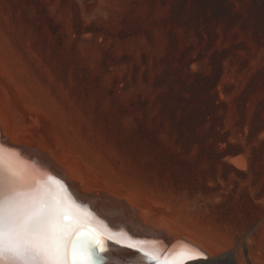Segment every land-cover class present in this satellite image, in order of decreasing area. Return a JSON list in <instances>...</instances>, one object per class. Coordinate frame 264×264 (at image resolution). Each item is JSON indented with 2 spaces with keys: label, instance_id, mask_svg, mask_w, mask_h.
<instances>
[{
  "label": "rangeland",
  "instance_id": "rangeland-1",
  "mask_svg": "<svg viewBox=\"0 0 264 264\" xmlns=\"http://www.w3.org/2000/svg\"><path fill=\"white\" fill-rule=\"evenodd\" d=\"M176 1L192 6L0 0V117L85 188L199 242L206 264H243L238 247L264 248V0H230L228 26L176 23ZM214 53L224 104L180 137L177 97L214 100L188 77L209 75Z\"/></svg>",
  "mask_w": 264,
  "mask_h": 264
},
{
  "label": "snow or ice",
  "instance_id": "snow-or-ice-1",
  "mask_svg": "<svg viewBox=\"0 0 264 264\" xmlns=\"http://www.w3.org/2000/svg\"><path fill=\"white\" fill-rule=\"evenodd\" d=\"M5 143H0V264H101L96 249L104 251L102 225L89 206L77 207L78 197L55 174L26 185L6 162ZM198 257L206 264V254L186 246L171 258L183 264V259ZM144 259L164 264L147 252Z\"/></svg>",
  "mask_w": 264,
  "mask_h": 264
},
{
  "label": "bare ground",
  "instance_id": "bare-ground-1",
  "mask_svg": "<svg viewBox=\"0 0 264 264\" xmlns=\"http://www.w3.org/2000/svg\"><path fill=\"white\" fill-rule=\"evenodd\" d=\"M0 117V143H5V160L11 163L22 177L26 185L34 184L39 180H47L50 174L70 187L74 196L78 197L76 206L87 204L88 211L94 221L101 227V234L112 241L158 256L164 264H174L172 255L187 248L199 250L210 258V251L196 240L182 235L180 232L165 224L156 221L138 210L128 200L100 189L85 188L83 180L68 168L63 166L45 149L37 146H27L12 138ZM45 147V146H44ZM9 148L16 149L9 152ZM49 148V147H48ZM72 169V168H71ZM102 239V237H101ZM167 257V259H165ZM97 259L101 264H147L144 256L132 251L115 250L107 252ZM253 259V258H252ZM203 264L204 258L183 259V264ZM231 264V263H230Z\"/></svg>",
  "mask_w": 264,
  "mask_h": 264
},
{
  "label": "trees",
  "instance_id": "trees-1",
  "mask_svg": "<svg viewBox=\"0 0 264 264\" xmlns=\"http://www.w3.org/2000/svg\"><path fill=\"white\" fill-rule=\"evenodd\" d=\"M258 1V0H253ZM192 4L191 8L187 7L186 4L180 2L172 4L171 18L173 21L179 24H184L189 26L195 22V25L200 23H209L213 22L215 25L224 24L228 26L231 22L234 21L237 17V13L234 11V4L230 0H189V4ZM177 10L179 12L177 13ZM183 16H187L186 19H183ZM202 20V21H200ZM211 72L209 75L203 76L202 74L196 72H189V76L195 78L194 84H198V81L204 80L203 85H198L203 92H208L210 89L215 91L214 100L210 99H200V106H195L196 102L192 98H186L183 95H179L177 99L183 102V105H180L181 118L174 120L175 128L180 137L195 136L196 126L205 122L206 112H215L218 106L224 104L219 100L216 85L219 81L222 64L218 58V55L214 53L210 61ZM191 84L190 86H193ZM184 88H187L188 85H184ZM217 101L215 104L214 101ZM188 132V135L186 134ZM188 137V138H189ZM228 154V153H225Z\"/></svg>",
  "mask_w": 264,
  "mask_h": 264
},
{
  "label": "water",
  "instance_id": "water-1",
  "mask_svg": "<svg viewBox=\"0 0 264 264\" xmlns=\"http://www.w3.org/2000/svg\"><path fill=\"white\" fill-rule=\"evenodd\" d=\"M101 237H102V241L104 244V251H100L99 248H97L96 252L98 253V256L104 253H107V252H115V250L132 251L134 253L144 256L141 250L137 247H132V246L116 243L112 241L111 239H109L108 237L104 236L103 234H101Z\"/></svg>",
  "mask_w": 264,
  "mask_h": 264
},
{
  "label": "built area",
  "instance_id": "built-area-1",
  "mask_svg": "<svg viewBox=\"0 0 264 264\" xmlns=\"http://www.w3.org/2000/svg\"><path fill=\"white\" fill-rule=\"evenodd\" d=\"M238 248L243 257L242 258L243 264H264V248L261 251H257L255 253H252L248 250V245H245V248L243 247H238ZM251 255H253L254 257L253 259Z\"/></svg>",
  "mask_w": 264,
  "mask_h": 264
}]
</instances>
